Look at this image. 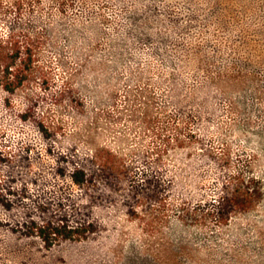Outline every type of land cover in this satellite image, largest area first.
Listing matches in <instances>:
<instances>
[{
  "label": "rangeland",
  "instance_id": "374dc122",
  "mask_svg": "<svg viewBox=\"0 0 264 264\" xmlns=\"http://www.w3.org/2000/svg\"><path fill=\"white\" fill-rule=\"evenodd\" d=\"M17 47L34 62L21 88L0 86L4 194L35 195L65 157L107 147L171 182L174 206L216 200L236 171L262 198L222 225L206 207L148 226L105 206L96 235L51 248L0 204V264H264V0H0V79Z\"/></svg>",
  "mask_w": 264,
  "mask_h": 264
},
{
  "label": "trees",
  "instance_id": "16d2710c",
  "mask_svg": "<svg viewBox=\"0 0 264 264\" xmlns=\"http://www.w3.org/2000/svg\"><path fill=\"white\" fill-rule=\"evenodd\" d=\"M23 50L24 58H19L21 51L17 47L13 64L1 70L0 86L7 93L21 88L31 74L33 53L29 47ZM44 136H48L46 131ZM63 162L53 171L55 184L35 195L29 194L25 187L19 192L9 189L5 194L0 189V204L8 211L18 212L11 225L12 232L37 238L46 248L96 235L102 224L95 213L105 206L122 211L131 220L140 219L148 226L156 223L148 215L150 212L165 213L175 207L180 213H187L190 207L193 211L206 207L201 220L210 219L222 225L231 215L255 207L262 198L258 181L251 177L245 180L242 172L236 171L227 175L216 200L204 205L181 201L174 206L169 196L171 182L165 183L155 168L142 165L140 169L110 148L69 155Z\"/></svg>",
  "mask_w": 264,
  "mask_h": 264
}]
</instances>
